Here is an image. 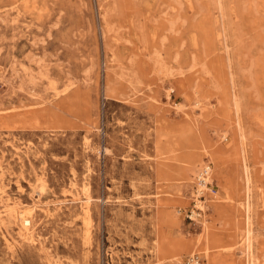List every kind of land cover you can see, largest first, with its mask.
I'll return each instance as SVG.
<instances>
[{"label":"rangeland","instance_id":"1","mask_svg":"<svg viewBox=\"0 0 264 264\" xmlns=\"http://www.w3.org/2000/svg\"><path fill=\"white\" fill-rule=\"evenodd\" d=\"M0 164V264H264V0H0Z\"/></svg>","mask_w":264,"mask_h":264},{"label":"bare ground","instance_id":"2","mask_svg":"<svg viewBox=\"0 0 264 264\" xmlns=\"http://www.w3.org/2000/svg\"><path fill=\"white\" fill-rule=\"evenodd\" d=\"M23 155H25V153ZM196 171H197V182H196L197 190H196V193L201 195L202 193L209 191V185L213 182V178H214L215 174H214V170L209 166V164H207L204 161H200L198 166H196ZM5 174H6V168L4 167L3 164H0V178H2ZM67 195L70 197L71 203L80 204L81 209L84 212V214H86V216L89 214L93 198L88 193L87 185H85L83 188V191H81L78 183L73 182L70 184L69 189L67 190ZM37 196H38L37 199H35L33 197L32 202L30 204H28V203H25V202H22L20 200H16V199L12 198L8 194V192L6 191L5 187L0 188V207L4 208V210L6 212L5 217L3 216L0 218H4L5 222L6 221H9V222L16 221V222L20 223L21 224V231L19 233V237L21 238L22 241H25V242H28L31 244L40 243L39 235L35 232V229H34L36 214L39 211H41L45 215V217L49 218L52 216L53 210L57 209L56 207H58L57 206L58 202L52 203V205H54V208L51 207L50 203H44L43 204V202L41 201V197L43 196V191L38 192ZM201 201H199V198L196 199L197 206L199 208H201L202 211L203 210L206 211V206H204L203 202H201ZM59 204H61V203H59ZM247 210H248V208H247ZM1 212H3V211H1ZM194 219L199 221V213H197L196 211L194 212ZM199 222H201L203 224L204 231L206 232L207 231L206 223H204V221H199ZM2 234L4 236V239H5V242L7 243V245H11L14 241H16L10 231H3ZM214 243L216 245L218 243L217 240H215ZM201 246L203 247V250H204L206 256H208V260H209V257H211L210 254H211V250L213 248V245L210 242L209 237H207V236H205L203 239L199 238L196 241L190 240L189 243L186 242L184 244H181L180 249L185 248V249H187V252H192L191 254H193ZM183 254L181 253V255H183ZM246 255H247V253H246ZM174 258H175V256H174ZM176 264H181V261L178 260L176 262Z\"/></svg>","mask_w":264,"mask_h":264},{"label":"built area","instance_id":"3","mask_svg":"<svg viewBox=\"0 0 264 264\" xmlns=\"http://www.w3.org/2000/svg\"><path fill=\"white\" fill-rule=\"evenodd\" d=\"M185 264H202V260L198 255L191 256Z\"/></svg>","mask_w":264,"mask_h":264}]
</instances>
